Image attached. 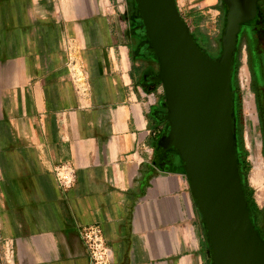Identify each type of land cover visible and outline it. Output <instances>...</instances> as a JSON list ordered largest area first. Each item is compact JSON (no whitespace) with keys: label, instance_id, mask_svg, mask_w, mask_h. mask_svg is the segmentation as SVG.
Here are the masks:
<instances>
[{"label":"crops","instance_id":"crops-1","mask_svg":"<svg viewBox=\"0 0 264 264\" xmlns=\"http://www.w3.org/2000/svg\"><path fill=\"white\" fill-rule=\"evenodd\" d=\"M141 25L134 0H0V264H89L79 229L94 224L111 264H211L180 158L158 145ZM241 110L264 188L252 99Z\"/></svg>","mask_w":264,"mask_h":264},{"label":"water","instance_id":"water-1","mask_svg":"<svg viewBox=\"0 0 264 264\" xmlns=\"http://www.w3.org/2000/svg\"><path fill=\"white\" fill-rule=\"evenodd\" d=\"M141 32L158 68L167 127L158 145L177 152L205 225L211 264H264V241L245 200L235 154L231 68L243 16L235 0H224L226 25L221 52L204 55L182 20L175 0H134ZM254 10V5L251 6Z\"/></svg>","mask_w":264,"mask_h":264},{"label":"flooded vegetation","instance_id":"flooded-vegetation-1","mask_svg":"<svg viewBox=\"0 0 264 264\" xmlns=\"http://www.w3.org/2000/svg\"><path fill=\"white\" fill-rule=\"evenodd\" d=\"M235 1L239 4L243 16L246 17L250 15L249 17H251L249 21L239 24V30L235 38V52L233 58H237L240 51H243L244 64L248 74L247 87L251 94L253 104V126L256 136L261 142L260 153L264 162V0ZM252 5H254V10L251 7ZM216 11L218 23L223 30L229 12L224 0H216ZM207 56L212 60L218 57L211 53H207ZM153 57L151 56L152 60L156 61L155 57ZM233 68L234 66L232 64V71ZM161 112H165L163 106ZM160 123L161 129L165 131L167 127L166 120L161 119ZM259 210L261 211L259 220L254 219L252 216L250 218L255 230L264 241L262 237L264 234V204Z\"/></svg>","mask_w":264,"mask_h":264},{"label":"rangeland","instance_id":"rangeland-1","mask_svg":"<svg viewBox=\"0 0 264 264\" xmlns=\"http://www.w3.org/2000/svg\"><path fill=\"white\" fill-rule=\"evenodd\" d=\"M178 12L181 18L188 24L190 32H193L195 28H198L199 31L205 35H207L210 39L213 40V47L216 49L221 48V26L218 23V15L216 11V0H175ZM199 13L194 14V13ZM144 36V35H143ZM145 37V36H144ZM146 38V37H145ZM148 42V40H147ZM146 43V42H143ZM217 52V51H216ZM211 54L217 56L214 52H210ZM239 66L236 71V82L238 89L240 91V95L242 98V109L248 104H251V96L244 85L242 90L239 87V83L243 85L244 80L248 79L246 66L244 64V54L243 51H240L238 55ZM247 77V78H246ZM244 101V104H243ZM244 105V106H243ZM242 114V141L243 145L247 147L249 156L248 162L251 165V170L247 175V181L249 187L253 191V197L256 199V190L257 187L251 181V173L255 167V164H260V156L257 153V147L251 146L246 132L247 123L244 122L243 118V110H241ZM256 146V145H255ZM256 156V157H255ZM253 165V166H252ZM260 172L262 173L261 169ZM264 238V234L262 235Z\"/></svg>","mask_w":264,"mask_h":264},{"label":"trees","instance_id":"trees-1","mask_svg":"<svg viewBox=\"0 0 264 264\" xmlns=\"http://www.w3.org/2000/svg\"><path fill=\"white\" fill-rule=\"evenodd\" d=\"M194 14L199 15V13L197 12ZM191 37L193 38L195 44L197 45V47L201 50V52L204 55L207 56V53L214 52L215 54H217V56H219L221 52V48L219 49L214 48L213 40L210 39L207 35L201 33L198 28H195L194 31L191 32ZM232 64L234 68H233V71L231 69V84H230V91L232 94V114L231 116H232V123H233V135H234V141H235L236 160H237V165L239 169V175L241 178L242 189L245 195V200L248 203L250 217L252 216L254 219L259 220V214L261 213V211L258 209V207L254 203L253 191L249 187L248 181H247V175L250 171V164L247 160L248 152L246 151L243 145V141H242L241 95H240L237 82H236V71L239 66L238 57L233 58Z\"/></svg>","mask_w":264,"mask_h":264},{"label":"built area","instance_id":"built-area-1","mask_svg":"<svg viewBox=\"0 0 264 264\" xmlns=\"http://www.w3.org/2000/svg\"><path fill=\"white\" fill-rule=\"evenodd\" d=\"M247 81L248 79H245L243 85L239 83L241 90L244 85L248 89ZM53 172L59 187L62 189L70 188L75 182V172L67 163L56 165ZM79 236L87 253L89 264H111L112 251L98 224L80 227Z\"/></svg>","mask_w":264,"mask_h":264},{"label":"bare ground","instance_id":"bare-ground-1","mask_svg":"<svg viewBox=\"0 0 264 264\" xmlns=\"http://www.w3.org/2000/svg\"><path fill=\"white\" fill-rule=\"evenodd\" d=\"M260 169L261 168L258 165L255 164V167H254V169H253V171L251 173V177H250L251 181L253 182V184L258 186L257 192H256V197H257V200H259V201L263 198V194H264V188L261 185L262 173L260 172Z\"/></svg>","mask_w":264,"mask_h":264}]
</instances>
